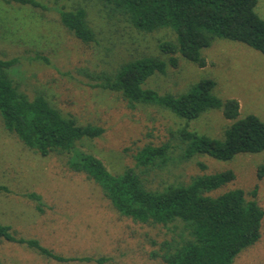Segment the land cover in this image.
I'll return each mask as SVG.
<instances>
[{
  "label": "rangeland",
  "instance_id": "1",
  "mask_svg": "<svg viewBox=\"0 0 264 264\" xmlns=\"http://www.w3.org/2000/svg\"><path fill=\"white\" fill-rule=\"evenodd\" d=\"M39 5L0 0V58L17 57L15 75L20 90L30 98L43 95L81 125L104 127L96 137H83L71 155L100 158L112 173L135 168L148 189L188 184L194 176L233 170V181L209 192L218 196L243 189L247 199L257 188L264 209V177L258 167L264 150L240 152L223 160L209 154L184 159L182 130L225 139L232 123L222 108H212L191 121L159 103L126 98L121 91L102 87L105 75L115 79L121 68L143 57L167 61L166 73L150 76L143 87L159 95H181L204 79H213V94L225 101H240V115L253 113L264 121V54L246 43L216 36L203 48L205 66L179 50L165 53L164 41L178 43L170 27L152 32L139 30L99 0H38ZM82 8L95 40L85 42L61 21V9ZM256 12L264 18V0ZM174 58L176 63L170 62ZM187 128V129H186ZM170 145L166 163L144 166L138 154L147 146ZM70 154L42 155L10 132L0 115V223L18 237L37 239L55 253L94 260L59 261L30 249L26 243L0 237V258L7 264H166L158 254L168 237L160 225L122 215L104 196L103 189L85 173L72 170ZM42 197L43 211L29 194ZM261 238L244 249L233 264H264V219ZM105 258L101 263L97 258Z\"/></svg>",
  "mask_w": 264,
  "mask_h": 264
},
{
  "label": "trees",
  "instance_id": "2",
  "mask_svg": "<svg viewBox=\"0 0 264 264\" xmlns=\"http://www.w3.org/2000/svg\"><path fill=\"white\" fill-rule=\"evenodd\" d=\"M3 1L39 5L38 0ZM99 1L139 30L152 32L172 28L178 43L164 41L160 49L170 54L179 50L199 66L206 65L202 49L210 47L216 36L246 43L264 54V18L256 12L258 0ZM60 16L62 24L74 36L88 43L95 40V31L89 25L84 9H61ZM18 62L17 57L0 58V115L5 127L26 147L42 155L70 154L69 167L98 183L104 196L122 215L164 227L169 235L162 240L158 254L166 264H233L240 252L261 238L264 209L257 201V188L251 193L252 199H247L243 189H233L218 196L209 194L233 181L236 177L233 170L196 175L188 184H170L160 190H151L135 168L115 174L94 155L80 153L72 157L71 152L80 139L99 136L104 127L79 124L43 95L30 98L20 90L18 81L12 76ZM170 62L175 64L176 60L172 58ZM166 69L167 61L161 57H143L125 64L115 79L105 75L98 85L121 91L132 101L159 103L188 121L209 109L222 108L225 117L232 121L226 129L225 139L182 130L184 159L209 154L229 160L240 152L264 150V121L253 113L240 118V101L236 98L223 101L216 97L213 79H204L181 95H159L157 91L143 87L150 76L166 73ZM169 151V144L147 146L138 154V162L144 166L166 163ZM258 176L264 177V162L258 167ZM2 189L8 190L0 185ZM29 195L39 202L38 209L43 211L41 195ZM0 237L26 243L39 254L59 261L94 260L57 254L37 239L18 237L7 224L0 223ZM104 259L101 257L96 261L101 263ZM0 264L7 263L0 258Z\"/></svg>",
  "mask_w": 264,
  "mask_h": 264
}]
</instances>
